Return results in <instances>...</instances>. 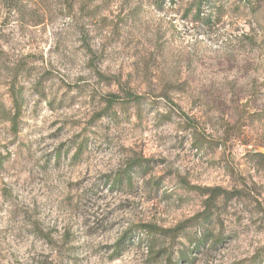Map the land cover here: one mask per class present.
Returning <instances> with one entry per match:
<instances>
[{
  "label": "rangeland",
  "instance_id": "obj_1",
  "mask_svg": "<svg viewBox=\"0 0 264 264\" xmlns=\"http://www.w3.org/2000/svg\"><path fill=\"white\" fill-rule=\"evenodd\" d=\"M199 1L0 0V264H264V0ZM124 91L140 111L94 118ZM192 186L236 196L111 256L202 211Z\"/></svg>",
  "mask_w": 264,
  "mask_h": 264
},
{
  "label": "trees",
  "instance_id": "obj_2",
  "mask_svg": "<svg viewBox=\"0 0 264 264\" xmlns=\"http://www.w3.org/2000/svg\"><path fill=\"white\" fill-rule=\"evenodd\" d=\"M201 4V0L199 1L198 5ZM99 77L107 79V77L103 76L102 74H98ZM102 101L104 102L103 107L95 113V119L100 118L104 113L108 111H113V106L114 105H119L121 108L128 107L130 104H134L138 111H140L141 104L143 100L145 99L144 96L142 95H137L134 94L130 91H124L123 95L117 94V93H107L102 95ZM16 105V113L14 114L13 119L17 120L18 119V114L20 112V105L15 102ZM187 125H190L187 123ZM13 127H15V121H13ZM196 140L199 141L200 138L197 136ZM132 167H137L139 169H147L148 168V160H142V159H134L131 162H129L126 166L125 169H123L119 175H117L115 182L120 180L121 178H126L127 182H131V170ZM193 190H196L201 193H208V197L206 200V205L205 208L190 217L189 219L184 220L183 222L178 223L172 228H162L158 227L155 224H150V223H141L133 227L132 229H128L124 231L122 236L117 240V242L113 245V251H112V257H118L121 254V245L120 242H123L126 238L129 237L133 232H142L145 233L148 238H152L154 235L159 234L163 236H172L175 237L177 234L182 233L186 228L192 225H200L203 221H207L211 215H212V208H214L215 201L218 196L222 195L223 193L226 196L232 197L236 196L235 194L231 192H226L222 191L221 188L219 187H214V188H205V187H198V186H192L191 187ZM201 227L199 228V232L195 234L193 239L191 240V243L193 244V247L196 246L199 242L202 240H205V234L202 233ZM215 242H220L222 241V237H216L214 239ZM159 252H164V250L159 251ZM165 264H175L169 257L166 259Z\"/></svg>",
  "mask_w": 264,
  "mask_h": 264
}]
</instances>
